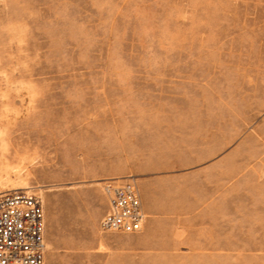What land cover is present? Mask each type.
I'll return each mask as SVG.
<instances>
[{"label":"rangeland","instance_id":"1","mask_svg":"<svg viewBox=\"0 0 264 264\" xmlns=\"http://www.w3.org/2000/svg\"><path fill=\"white\" fill-rule=\"evenodd\" d=\"M128 181L141 232H102ZM15 190L44 264H264V0H0Z\"/></svg>","mask_w":264,"mask_h":264},{"label":"built area","instance_id":"2","mask_svg":"<svg viewBox=\"0 0 264 264\" xmlns=\"http://www.w3.org/2000/svg\"><path fill=\"white\" fill-rule=\"evenodd\" d=\"M108 208L99 223L105 233L141 232L145 216L132 182L106 185ZM44 212L29 191L0 193V264H44Z\"/></svg>","mask_w":264,"mask_h":264}]
</instances>
